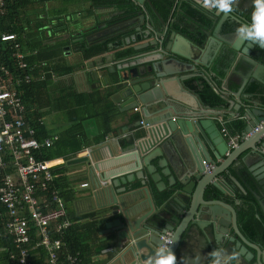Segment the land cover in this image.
<instances>
[{"label":"crops","instance_id":"0c3cea01","mask_svg":"<svg viewBox=\"0 0 264 264\" xmlns=\"http://www.w3.org/2000/svg\"><path fill=\"white\" fill-rule=\"evenodd\" d=\"M29 1L32 3L21 8L17 14L27 25L24 28L26 36L35 39L38 37L44 44H53V52L58 58V63L52 61L50 65L55 67L57 64L58 69L65 70V72L58 70V76L57 72L51 68L45 67L44 71L45 74L51 73L50 92L52 99L55 100L53 108H48L49 112L43 117L44 126L50 134L58 135L57 158L58 160L63 159L58 169H55V175L62 184V188L65 189L64 191H67L69 199L67 212L74 221L78 236L81 238V251L85 260L93 264H110L113 254L107 252L109 246L101 242L102 236L99 235V231L103 227L94 219L100 210L105 209L99 207L106 204L108 209L114 208L117 215L112 218H116L136 203L142 202L141 211L134 215L132 218L134 220L135 216L138 217L149 210L145 203L144 189H146L155 210L165 214L172 211L175 206L172 199L168 197L175 189L182 188L177 181L172 185L170 176L173 175V171L178 174L175 166L170 167L172 173H168L169 167L164 168L163 164L159 165L160 157L158 156L149 158L147 163L141 161L140 167L135 165L132 155H126L125 160L120 161L121 163L115 160L123 152H127L130 141L148 126H137L135 123L142 120L144 124H150L155 119L154 115L157 110L167 106H173L179 112L173 114L167 108L164 113L168 119H178L186 112L204 110L203 105L210 106L203 99L208 97L213 102L210 106L213 112H208L205 118L213 120L220 131L222 127L226 128L227 124L235 119L238 120L245 110L244 107L239 106L238 102L241 105H250V101L247 100L249 96L256 100L258 98L246 91L249 85L244 86L240 92L238 91L235 78L239 75L235 73L226 83L228 90L224 87L225 83L222 85V80L216 75L212 76V79L217 86H208L209 82L213 84L212 81L201 76L202 65L194 62L209 63L214 56L212 52L216 51L217 46L201 33L203 37L201 45L205 46L202 50L181 40H175V45H177L175 50L189 57L188 59L181 56L176 58L181 62L196 65V67L192 70L187 66L186 71L174 63L165 65L167 70L179 72L180 76L173 75L166 79L167 82L164 85L166 94L161 100L148 106L150 117H144L140 105L137 106V111L133 109L121 112L118 105L111 99L115 90L105 83V80L109 81L118 73L117 66L134 62L136 57L156 53L155 46L151 44L137 50H134L135 46L153 43L157 41L159 34L161 35L160 40L163 41L162 44H165L169 41V33L174 29L177 30V27L185 31L184 25L186 24L194 27L188 18L189 10L198 13L197 18L205 21L204 14L207 13L209 17V11H205L192 0H146L142 8L130 0L136 6L137 11L133 16H128L124 20L121 17L125 16V11L118 8L119 2H116L118 0ZM37 5L41 7L37 8ZM48 9L52 13L48 14ZM213 10L211 9L210 12ZM139 15L144 17L140 19ZM227 26L229 28L235 25L233 22H228ZM136 28L139 30L137 31ZM146 29L150 31L145 32ZM196 31L199 33L198 30ZM29 37L27 41L31 40ZM101 56L103 58H100ZM222 57V54L214 56L213 62L217 58L221 60ZM104 58L106 60L103 61ZM166 58L164 56L163 59ZM258 59L264 64L263 54L258 56ZM226 60L229 61L228 57ZM151 65L152 63L140 64L132 69L149 68ZM109 67H112L114 73L109 72ZM189 75L193 76L184 79L183 82L169 80L189 77ZM77 95H84V97L77 99L75 98ZM221 97L228 100V104L224 103ZM230 113L235 114L234 118L230 117ZM256 145L260 149V142ZM209 153L212 155L210 151ZM171 154L173 157L177 156L175 151ZM259 157L258 152H248L242 153L235 159L230 169L236 183L225 176L233 196L222 195L215 191V198L223 201L235 211L241 235L249 243L263 249L264 215L249 191L252 185L245 174L246 169H252L254 172L263 169L260 168ZM84 158L92 162L102 159L99 171L90 174L83 161ZM129 166H132V170L128 168ZM147 169L153 173L155 182L151 180ZM235 169L238 170L237 173ZM141 172L144 175L142 179H140ZM124 178H129L130 181L117 183ZM84 182L89 185L81 187ZM109 189L114 197H111ZM203 199L206 201L210 199L207 193ZM109 203L110 205H107ZM134 210V208L130 210L131 214ZM203 219L204 217L200 214H196L194 218L195 221ZM1 220L0 218V264H9L5 254L11 245L9 240H5L6 237L1 234L4 228L2 227L3 220ZM93 225L98 229L96 235L92 232ZM228 233L227 238L235 237L234 241L227 240V238L226 240L216 238L211 228L201 229L197 225H189L176 252V264H210L209 253L221 247L225 249V256L231 253L236 254L229 264H247L236 249L238 238L231 228ZM245 248V252L248 250V253L255 254L254 249L248 246Z\"/></svg>","mask_w":264,"mask_h":264},{"label":"water","instance_id":"95a60500","mask_svg":"<svg viewBox=\"0 0 264 264\" xmlns=\"http://www.w3.org/2000/svg\"><path fill=\"white\" fill-rule=\"evenodd\" d=\"M132 1L140 8L146 2V0ZM192 1H195L199 5L197 0ZM205 11H209V17L204 14L205 17L207 16L206 21L188 17L194 27L187 24L184 25L188 33L187 35L174 29L169 33V41L162 44L163 41L160 40L161 35L159 34L157 41L134 47V50H137L151 44L155 46L154 51L156 53L139 58L136 57L134 62L117 66L118 73L109 81L105 80V83L109 84L115 90L111 99L118 105L119 111L127 112L136 109L140 105L142 106L141 110L144 117H150L148 106L155 101L161 100L166 94L164 86L165 82H167L166 79L170 76L180 74L179 72L167 70L165 65L174 63L180 65L186 71L187 66L190 69L192 68V70L196 67V65L181 62L176 58L181 56L188 59L189 57L175 50L177 46L175 45V40H181L190 46L202 50L205 46L196 40L201 33L209 40H212L217 46L216 51L214 50L212 52L213 55H223L221 60L217 58L215 62H213L214 56L209 63L194 62L197 65H202L200 70L201 76L210 79L213 83L211 84L209 82L211 86H217L216 82L212 79V76L216 75L222 80V85L225 83L224 87L228 90L226 83L231 79L232 74L235 73L239 75L237 76L238 78L233 76L237 80L236 84L239 92L244 86L252 83L260 85L264 89V64L258 59V56L264 55V47L255 44L249 45L247 42L235 40L234 33L236 26L229 28L227 26L228 22H233L240 26L244 23H250V21L239 18L234 13V10H231L227 14L217 12L215 9L211 12L206 9ZM139 16L140 19L144 17L142 15ZM136 30L138 31L139 29L136 28ZM149 31V29H146L145 32ZM164 56L167 58L163 59ZM227 57L229 61L226 60ZM100 58H103V56ZM104 60L106 59L104 58ZM223 62L229 64V67L225 70H222L220 66ZM145 63H152V65L149 68L141 67L142 69H132V67L140 64L144 65ZM111 68L109 67V72H112L113 69ZM192 76L189 75V77L186 76L184 78L180 77L169 80L183 82L184 79ZM221 100L226 104L229 102L222 97ZM247 100L250 101V105H241L238 102L239 106L245 109L238 119L243 125L242 131L239 133L242 139L231 151H228L225 139L221 135L218 126L214 124L213 120L205 118L208 112L213 110L207 105H203L204 110L200 109L186 112L178 119H168L164 113L167 108L173 114L179 113L173 106L158 109L154 115L155 119L150 124H147L148 126L140 134H137L135 139L130 141L127 152H123L121 156L115 159L116 161L121 163L125 160L126 155H132L135 165L140 167L141 161L147 163L149 158L158 156L160 157L159 165L163 164L164 168L169 167L167 170L168 173H172L171 168L175 166L178 174L173 171V175L170 176L172 177V185L177 181L182 188L175 189L173 192L174 195L172 193L168 197V199H172L175 206H173L172 211H168L165 214L158 213L155 210L146 189H144L146 193L145 203H147L149 210L138 217L135 216L134 220H132L134 215L141 211L142 202L136 203L131 208L132 210L133 208L135 209L132 214L130 212L131 209H129L120 217L116 218H112L117 215L114 208L108 209L106 204L105 206L99 207L100 209H105L100 210L94 219L103 227L99 231V235L102 236L101 242L108 245L109 247L106 251L113 254L110 264H146L147 259L153 255L155 247L162 244L160 235L165 234V229L174 234V242L170 246V250L176 255L183 235L187 227L191 224L197 225L201 229L211 228L216 238L225 240L231 228L233 234L238 238L236 241V249L246 263L264 264V249L249 243L241 235L237 226L235 211L223 201L215 198V191H218L222 195L233 196V192L225 176L236 183L230 169L234 160L240 157L242 153L258 152L260 155V168L263 169L259 172L246 169L245 174L252 185V188L248 190L264 215V140L260 141L264 139V105L259 99L256 100L250 96ZM234 116V113H230V117L234 118ZM140 121L142 120H138L135 124L140 126ZM259 142L260 149L256 145ZM174 151L177 155L175 157L171 154ZM101 160L92 162L84 158L83 161L86 164L88 172L94 174V172L99 171V167L102 165L100 164L102 163ZM203 162L213 165V168L207 171L203 166ZM128 168L131 169L132 166ZM147 171L151 176V180L155 182L153 173H151L150 169H147ZM237 171L235 169L236 173ZM142 178H144V175L141 172L140 179ZM128 181H130L129 178H124L117 181V183L122 184ZM157 189L160 190V187L157 186ZM109 191L111 197H114L110 189ZM205 193L210 198L208 201L203 199ZM107 205H110V203ZM153 208L154 212L152 214ZM196 214L202 215L204 219L202 221H195ZM148 229L153 230L151 237L146 235ZM227 240L234 241L235 237H228ZM246 246L254 249L255 254L248 253V250L245 252Z\"/></svg>","mask_w":264,"mask_h":264},{"label":"built area","instance_id":"2783aa9c","mask_svg":"<svg viewBox=\"0 0 264 264\" xmlns=\"http://www.w3.org/2000/svg\"><path fill=\"white\" fill-rule=\"evenodd\" d=\"M9 12L6 0H0V22ZM26 40V32L0 31V56L5 61V65L0 62V205L4 209V236L11 245L8 257L12 264H93L81 252L69 251L64 242L73 222L63 199L52 188L55 169L63 159L43 160L39 156L42 149L53 145L57 135L37 140L26 118L19 89L31 83L36 69L46 65L27 62L36 51L24 49ZM42 74L39 79L44 78ZM220 133L228 151L242 139L225 127ZM203 166L207 171L213 168L205 162ZM88 185L84 182L81 187ZM164 243L162 240L161 245Z\"/></svg>","mask_w":264,"mask_h":264},{"label":"trees","instance_id":"16d2710c","mask_svg":"<svg viewBox=\"0 0 264 264\" xmlns=\"http://www.w3.org/2000/svg\"><path fill=\"white\" fill-rule=\"evenodd\" d=\"M6 2L8 4V9L10 12L0 22V31L1 32H14V33H17L19 35L26 32V30L24 29L25 28L24 22H22L21 18L18 17L17 14L21 10V8L28 6L29 4L32 3V1H29V0H6ZM116 2H119L118 8L125 11L124 12L125 16H123V14H120L123 16V17H121V19L125 20L126 18H128V16H131V15L133 16L137 11L136 6L130 0H118ZM188 12H189L188 13L189 18H191V17L197 18L198 13H195V11L193 12L191 10H189ZM115 18H118V17H115ZM177 31L181 32L184 35L188 34L182 28L178 29V27H177ZM28 37L29 36H27V38ZM33 37H35V36H33ZM29 39H31V40L30 41L26 40L25 44H23V47H24V49L29 50L30 52L35 50L36 53L34 55L27 57L26 58L27 62H30V64H34V63L37 64L40 62H44L46 64L45 67L53 69L54 72H57L56 75L58 76V70L60 71L61 69H58L57 64L55 65V67L50 65L52 61L58 63V58L55 56V54L53 52V44H50V43L44 44V43H42V41L38 37L35 39V38H32L30 36ZM202 39H203V37L200 34L196 40L199 41V43H202ZM0 62H3V64L5 65L4 56H2V55L0 56ZM220 66L222 67V70H225L226 68L229 67V64H227V63L225 64L223 62ZM45 67L42 70L36 69V71H34V73L32 74L31 83L28 85H22V87L19 89V92H20V95L22 98V103H23V105L25 107V111H26V118L28 119L30 127L35 130V138L37 140H43L44 138H48V137H51L52 135H54V134H50L48 132V130L45 128L44 119H43L45 114H47L49 112V109L53 108L54 101H55L54 99H52L51 92H50V90H51L50 85L52 84V82H51L52 79H51V75H50L51 73L45 74L44 73ZM61 71L65 72V70H61ZM41 73H43L42 74V76L44 77L43 79H39V74H41ZM208 86L210 87V84ZM263 90L264 89H262V87L260 85H256V84H251L246 88V91L248 93L256 96V98H258L261 101V103L264 105V91ZM82 97H84V95H77L75 98L79 99ZM203 99H204V101L208 102V104L210 106H212L211 104L213 102L211 101L210 98L205 97ZM57 101H58V99H57ZM39 120H42V123ZM242 126L243 125L239 120H235L232 123L227 124L226 128L228 129L230 134L239 135V133L242 131ZM57 138H58V135H57ZM76 148H78V147H76ZM39 156L43 160H53L55 158L57 159V157H58V139L53 143V145L50 148L42 149L41 154ZM57 169H58V167L56 168V170ZM0 185H1V182H0ZM61 185L62 184H60L58 178H55L53 185H52V188H54L58 191V194L63 199L65 206H66V209H67L69 199L67 196V191H64L65 189L62 188ZM160 203H161V201H160ZM68 217H69V213H68ZM0 218L3 220L2 227H4L3 226L4 225V219H5L4 209L1 205H0ZM69 219L72 221V219L70 217H69ZM72 222H73V226L70 230H68L66 232V234L64 236V242L66 243V246L68 247L69 251H79L80 252L81 251V245H80L81 244V238L78 236L79 235L78 230L75 227L74 221H72ZM97 231H98V229L93 225V228H92L93 234L96 235ZM1 234H2V236H4V228L1 232ZM5 240H8L7 237L5 238ZM262 240L264 242V234L262 236ZM8 251L5 254L6 255V261H7V263L9 262V264H12L9 257H8ZM81 253H82V251H81ZM84 259H85V257H84Z\"/></svg>","mask_w":264,"mask_h":264},{"label":"clouds","instance_id":"9594fccd","mask_svg":"<svg viewBox=\"0 0 264 264\" xmlns=\"http://www.w3.org/2000/svg\"><path fill=\"white\" fill-rule=\"evenodd\" d=\"M197 2L206 10L215 9L225 14L229 13L235 4V0H197ZM252 4L251 22L238 26L235 29L234 39L264 47V0H252ZM146 235L151 237L153 230L148 229ZM173 236V233L165 229V234L160 235V239L165 243L155 247L153 255L147 259L146 264H176V256L170 250L174 242ZM224 252L225 249L222 247L211 251L210 264H229L235 258V253L225 256Z\"/></svg>","mask_w":264,"mask_h":264},{"label":"flooded vegetation","instance_id":"af4514ba","mask_svg":"<svg viewBox=\"0 0 264 264\" xmlns=\"http://www.w3.org/2000/svg\"><path fill=\"white\" fill-rule=\"evenodd\" d=\"M233 10H234V13L239 18H244V19L250 21L251 13H252V10H253L252 0H235V4L233 5ZM206 15H207V13H206ZM206 18H207V16H206ZM240 23H241V21H240ZM234 25L236 26V28L239 26L236 23H234ZM249 85H251V84H249Z\"/></svg>","mask_w":264,"mask_h":264},{"label":"rangeland","instance_id":"374dc122","mask_svg":"<svg viewBox=\"0 0 264 264\" xmlns=\"http://www.w3.org/2000/svg\"><path fill=\"white\" fill-rule=\"evenodd\" d=\"M46 5H47V4H46ZM36 7L38 8V7H41V6L37 5ZM44 7H48V6H44ZM45 11H47L46 8H45ZM48 11H49V9H48ZM49 13H52V12L49 11L48 14H49ZM23 14H24V13H23ZM22 16H23V15H22ZM26 16H28V13H27V12H26ZM46 22H47V21H46ZM25 27H27V25H25Z\"/></svg>","mask_w":264,"mask_h":264}]
</instances>
